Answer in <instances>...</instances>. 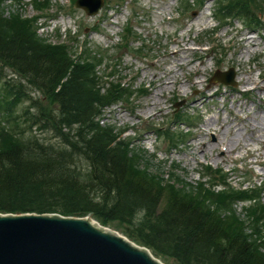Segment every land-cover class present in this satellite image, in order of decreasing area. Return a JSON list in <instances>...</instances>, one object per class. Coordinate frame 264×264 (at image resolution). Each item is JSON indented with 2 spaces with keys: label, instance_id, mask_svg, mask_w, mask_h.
I'll return each mask as SVG.
<instances>
[{
  "label": "trees",
  "instance_id": "obj_1",
  "mask_svg": "<svg viewBox=\"0 0 264 264\" xmlns=\"http://www.w3.org/2000/svg\"><path fill=\"white\" fill-rule=\"evenodd\" d=\"M3 2L1 113L12 116L11 108L23 94L20 82L3 75L8 66L58 105L54 115L47 113L48 104L40 103L32 124L42 123L64 137L61 147L34 135L21 137L27 116L6 119L10 126L0 122V211L92 213L104 225L116 222L125 227L132 238L175 264H264V203L257 195L232 188L216 192V181L208 188L205 182L194 185L174 172L164 178L153 171L139 149L96 120L105 105L127 92L116 82L103 93L105 86L96 73L101 58L73 60L66 45L38 37L33 23L18 11L5 15ZM225 2V9L244 15L264 4ZM64 128L75 131L65 134ZM80 158L86 159L87 167L79 165ZM210 176L215 180V174ZM242 199L254 201L243 215L234 207ZM140 210L143 216L135 221Z\"/></svg>",
  "mask_w": 264,
  "mask_h": 264
},
{
  "label": "rangeland",
  "instance_id": "obj_2",
  "mask_svg": "<svg viewBox=\"0 0 264 264\" xmlns=\"http://www.w3.org/2000/svg\"><path fill=\"white\" fill-rule=\"evenodd\" d=\"M21 1L17 7L25 15L38 13L33 0ZM129 1L139 14L131 22L141 34L133 45L144 47L139 40L142 36L147 46L144 55L122 51L118 71L124 83H132L134 89L144 86L147 93L137 91L129 102L106 108L104 123L119 130L125 127L124 139L131 138L133 147L146 150L152 169L160 165L164 178L177 165L181 177L194 183L200 178L198 172L209 164L229 172L234 185L264 183V27L249 26L241 19L219 25L213 0L192 12L184 8L185 13L180 11L181 0H105L93 15L71 6L70 0H51L52 8L41 13L56 15L39 20V34L54 43L69 42L77 49L87 42L95 49L113 48L124 25L131 24L133 4ZM74 35L76 39L71 38ZM248 38L254 41L248 44ZM229 68L235 71L236 86L209 82L216 70ZM100 70L108 71L104 66ZM5 72L11 74L8 68ZM27 92L38 103H46L38 90L27 87ZM181 101L178 111L197 113L200 118L197 122L193 118L188 137L175 148L157 133L169 123L173 130H188L172 117L175 103ZM29 103V98L24 99L17 110L21 112ZM33 112L30 108L28 117ZM30 131L60 143L51 130L33 125ZM241 208L238 203V210ZM109 226L126 236L125 227L116 222ZM159 256L163 263L175 264L171 258Z\"/></svg>",
  "mask_w": 264,
  "mask_h": 264
},
{
  "label": "water",
  "instance_id": "obj_3",
  "mask_svg": "<svg viewBox=\"0 0 264 264\" xmlns=\"http://www.w3.org/2000/svg\"><path fill=\"white\" fill-rule=\"evenodd\" d=\"M90 7L96 12L102 0ZM233 82V73L221 78ZM0 264H162L148 249L86 218L0 213Z\"/></svg>",
  "mask_w": 264,
  "mask_h": 264
},
{
  "label": "bare ground",
  "instance_id": "obj_4",
  "mask_svg": "<svg viewBox=\"0 0 264 264\" xmlns=\"http://www.w3.org/2000/svg\"><path fill=\"white\" fill-rule=\"evenodd\" d=\"M252 37V36H251ZM246 41H247V43L248 44H251L253 41H254V39H246ZM241 80V76L240 77H238V81H240ZM247 81H248V79H247ZM156 102V99H154V101H153V106H152V108L154 107V103ZM152 109H149L148 110V113L151 111ZM258 114V113H257ZM209 122V121H208ZM208 125H209V123H208ZM229 126H230V124H229ZM203 138V137H202ZM93 222V221H92Z\"/></svg>",
  "mask_w": 264,
  "mask_h": 264
}]
</instances>
